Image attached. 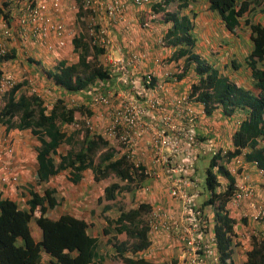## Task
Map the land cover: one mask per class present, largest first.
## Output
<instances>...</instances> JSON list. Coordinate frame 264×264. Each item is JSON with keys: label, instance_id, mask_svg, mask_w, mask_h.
<instances>
[{"label": "trees", "instance_id": "obj_1", "mask_svg": "<svg viewBox=\"0 0 264 264\" xmlns=\"http://www.w3.org/2000/svg\"><path fill=\"white\" fill-rule=\"evenodd\" d=\"M195 1L154 0L151 2V9L160 12L164 22H170L163 34L164 41L174 46L168 59H181L183 62L181 70L174 73L175 78L181 80L190 67L194 66L197 78L190 86V93L204 103L206 115H212L216 109L226 117L238 115V127L232 134L233 148L225 154L218 152L211 155L204 170L203 182L207 197L201 203L202 206H212V229L218 252L216 264H236L232 258L236 220L231 217L225 205L233 188L234 177L225 164L240 155L243 149H247L244 153L245 160L256 162L257 168L264 175V67H261L264 63V24L252 21L249 16L251 8L260 5L261 0H207L209 10L220 17L232 34L238 35L242 18L250 29L252 48L246 55L245 62L253 78L251 88L222 75L213 63L195 51L196 13H182V10L191 8ZM82 5L81 2L78 8L83 7ZM5 6H8V2ZM259 10L264 13V9ZM76 14L81 16L79 9ZM8 19L6 18L7 22ZM97 25L94 30L99 27ZM71 42L77 52V59L72 62L58 60L53 70L44 71L56 86L68 92L80 93L88 86L97 85V80L106 78L109 66L99 61V55L105 51L103 45L88 40L82 33L73 36ZM11 55L13 54L1 55L0 65ZM232 63L236 68L239 67L236 61L233 60ZM2 74L0 68V80ZM154 79L153 77L151 85L154 84ZM24 84V80L14 82L5 92V102L0 110V125H4L6 130L29 128L38 138L40 143L36 148L37 164L33 173L35 182L67 169L68 180L75 183L82 177V170L87 167L94 180H99L110 172L127 182L142 178L135 170L131 174L127 159L117 156L115 148L108 146L100 134L91 132L85 124L70 132L62 128L65 122L76 119V112L79 110L90 116L92 111L86 105L84 111L82 106H66L64 100L58 98L51 108H47L43 98L34 91H26ZM115 85L112 80L109 87ZM79 130L82 136L76 139L75 131ZM62 142L68 143L70 147L66 152L59 153L55 161V154ZM74 142L79 144L78 148L73 146ZM218 176H221L220 179ZM223 178L226 180L225 188L219 191L218 185L223 182ZM119 187L118 181L109 182L103 186L102 196L107 200L114 199ZM54 192V188L45 187L42 193H38L29 186V197L25 201L27 208L0 196V264H94L96 259L103 258L97 250L98 237L86 231L87 222L84 219L66 212L57 217L48 216L46 209L55 208L58 204L52 194ZM108 207L106 203L102 210L105 211ZM149 208L148 202L140 201L135 206L120 207L115 217L102 213L105 222L101 226V233L107 235L105 241L113 249L108 254V259L116 258L124 264H152L138 254L150 243L148 225L143 217ZM30 221L40 230V239L37 241L31 236ZM240 221L248 223L245 217ZM122 232L125 234L124 238L115 236ZM249 240L243 264H264V238L261 232L254 231ZM43 255L47 257L44 259Z\"/></svg>", "mask_w": 264, "mask_h": 264}, {"label": "built area", "instance_id": "obj_2", "mask_svg": "<svg viewBox=\"0 0 264 264\" xmlns=\"http://www.w3.org/2000/svg\"><path fill=\"white\" fill-rule=\"evenodd\" d=\"M4 1L9 6L12 3L17 5L15 12L18 14L21 36L30 37L50 52L66 44L63 16L65 0ZM80 1L85 7L95 10L94 0ZM149 1L133 0V3L137 7L148 5L149 8ZM124 2L105 0L97 7H104L102 17L109 19L108 24L115 25L122 18ZM108 24L100 25L93 31L92 42L105 47L101 54L109 66V74L85 91L89 95L90 105L99 108L95 116L99 122V132L119 145L118 153L125 156L131 172L135 170L158 181L161 192L170 202L168 207L159 203L146 212L151 240H170L176 253V264H216L212 206H196L193 201L196 193L191 188L197 184L195 163L198 155L203 151L212 155L220 151L225 154L227 150L214 146L213 140L198 139V120L206 115L204 103L187 90L178 89L169 93L163 89L165 79L172 78L170 82L174 83L179 81L174 76L176 72L165 71L160 80L154 71L144 72L142 61L145 62L146 53L129 52L127 48L123 50L122 46L114 45L109 37ZM1 32L0 56L8 53V38L12 37V27L4 23ZM153 77L155 82L151 85ZM112 80L116 85L109 87ZM12 84L9 74L6 78L2 77L0 96ZM87 125L93 128L89 121ZM237 163L236 170L239 167L243 170L244 157ZM240 174V180L234 178L226 208L231 217L244 216L258 223V231L264 238V187L259 188L250 183L252 180L246 172ZM9 179L14 181L15 176ZM1 180L6 181L8 178L3 175ZM224 188L225 185L221 190ZM143 189L150 190V186H144Z\"/></svg>", "mask_w": 264, "mask_h": 264}, {"label": "rangeland", "instance_id": "obj_3", "mask_svg": "<svg viewBox=\"0 0 264 264\" xmlns=\"http://www.w3.org/2000/svg\"><path fill=\"white\" fill-rule=\"evenodd\" d=\"M104 1L105 0H94L95 10L91 9L90 11H88L84 5H82L83 7L78 8V6L81 4L80 0H65V3L63 2V16L66 29V44H64V46L60 48L55 49L53 52L47 50L44 45L38 43L36 44L30 39V37L25 35L24 37L21 36V26L18 17L16 15H14L15 19H13L14 16L10 17L12 37L8 38V53L13 55H11L10 58H8L5 62L0 65L1 71L3 73L2 77L6 78L7 74H9L10 79L13 83L24 80L25 84L23 88L26 91H34L39 94L43 98L45 104H47L48 108L51 107L58 100V98H61L64 100V102L68 103L69 105L77 104L78 106H82V109H84V111L86 110L85 105L93 113L97 111V106L92 107L90 103L87 102L89 98H86V93H78L75 94V96H72L70 92H65L63 89L57 87L53 83L52 79L45 74L44 69L46 67L52 69L53 66L56 65V62L62 58H65L68 62H72L77 59V52L73 48V44L71 42V38L74 34L77 35V33L80 31L82 34L86 35V38L88 40H93L92 35L94 31V26L96 24H98L99 26H105L106 24L110 23L108 18L102 17L104 7H97L100 2ZM72 5H74V7H72ZM6 7L8 9V12H10V14L12 15L15 12V9H17V5H15L14 3H12L10 7L9 5ZM147 8L148 5L137 7V5L133 3V0H125L123 4V13L121 15L122 18L119 17V23L124 22L123 25H120L119 23H117L116 25L108 24L109 37L111 38V42L114 43V45L122 46L121 48H127L129 49V52H143V49H141L140 46L135 43L133 33L129 29L134 26L133 24H139L142 28L149 26L151 27V24H153L151 21L154 18H157L154 21L155 23L162 22L159 20L161 13L156 14L154 18L148 17ZM257 8L258 5H256V8H254L253 11L249 12V16L252 21H260L264 24V18L261 17L263 14H259ZM78 9L81 12V16L79 17L76 14V11H78ZM140 10H144V13H142V16L140 18H129L125 14V12H127L128 14L135 13L137 15V12ZM204 19L205 23H207L206 18ZM214 19L216 22L213 21V27L211 30L208 26L206 27V25H203V22H198V26L196 29L198 43L195 48V51L198 52L201 56H203L204 59L213 63L219 69L222 75L234 79L235 81L241 83L247 88H251L253 85V78L251 76V70L245 62V57L252 48V42L249 38L250 29L244 24L242 18L240 20L241 27L238 30L239 33L238 35H234L228 30V28L225 26L224 22L220 19L218 15ZM118 30L121 31L118 32ZM139 32L140 29L134 31V35L137 36ZM118 33H120L121 35ZM0 36L1 38L3 37L1 30ZM158 45H160V42ZM55 52L56 54H54ZM29 58H32L35 61L30 60ZM163 59L168 61L166 57H164ZM37 60H40V64L34 63ZM233 60L239 64L238 68L233 65ZM49 61H53V63H49ZM99 61L103 64L106 63L103 54L99 55ZM182 64V60H177L171 65L159 64L148 66V68H144V72L152 70L155 72V75L158 77V79H161L165 71L171 72L172 70H176V68L180 71ZM261 67H264V63ZM193 68L194 66L190 67L188 73L185 75V80L188 85L190 84V81H195L197 78ZM72 97H74L75 100H72ZM4 101L5 95L0 96V103H4ZM89 117L90 116L85 115V112L83 114L79 110L76 112L75 122H78L80 125L84 124L85 119ZM214 123L215 124L211 122L210 124V127H213V129L208 127V129H210L208 131L209 133H219L221 131L220 128L222 127L223 129L226 128V131L223 132L225 139L227 136L229 137V134L232 130V124L229 121L226 123L223 115L218 116V119H215ZM62 128L65 129L67 132H70L72 130H77L79 127H76V124L70 123L63 126ZM0 131L2 130L0 129ZM26 132H28L29 134V147L27 149L28 151H31V160L35 162V158L33 156H35V150L37 148L39 140L34 134L31 133V131L26 130ZM213 134L209 136L206 133L199 134L198 139L201 141H205L206 139L213 137ZM81 136L82 132H80V130L79 132L75 131L76 139H79ZM12 140L13 142L19 141V144H22V142H24L23 133L17 135V137L12 136ZM69 146L70 145L66 142H62L60 144V146L58 147V153L55 154L54 157L56 161L59 157V153L66 152ZM73 146L75 148H78L79 144L74 142ZM216 147L218 148V146ZM224 149H226V147H224ZM16 154V156H18L21 154V152L18 153V150H16ZM210 156L211 155L209 152L203 151L201 152L198 160L195 163V174L197 176L198 182L195 187L191 188V191L196 192V196L193 200L196 206H202L201 203L203 199L207 197V191L204 187L203 178L204 170L209 163ZM242 159L243 156H236L226 164V167L228 168L229 172L237 180H240V173H243L244 171V169L242 170V168L240 167L236 170L238 160ZM244 163H247L246 160H244ZM246 171V175L250 180H252V182L250 183H253L259 188L264 187V176L260 174L257 168L249 165ZM82 173V178L78 182H76V185L71 183V181L66 178V171L61 170L47 181L48 184L42 182L40 185L37 186L39 192H42L45 187H49V185L54 184V196L58 200V205L53 209H48V212H50L51 214H58L60 210L61 212L71 211L72 207L70 205V202H76L78 197H83L85 206L84 208H81L83 210L81 214L86 216L87 220L90 223L88 224V233L96 234L98 237V252H101V254L103 251L106 252L104 260L107 264H124L116 258L108 259V254L112 253L113 249L110 243H107L105 241L107 235L102 234L100 231L102 226L101 221L103 219L101 217V214L99 213V208L102 205V202L105 201V199L102 197L100 200L98 199V197L102 194L103 185L114 180H117L119 184H122L123 181H121L119 178H117V176L113 175L112 173H110L107 177L102 178V180L95 181L92 178V174L89 167L85 168ZM223 181L226 183V180L224 178ZM133 185L135 186L137 185V183L124 184L125 188L121 189V191H118L116 193L115 199L112 201L108 200L111 201L110 206L113 207L109 215H116L119 207L124 206V208H126L129 203H132V201L136 200L133 192L135 189ZM141 185V190H145L143 188L144 186H147L148 183H146V180H144ZM218 189H222V184L219 185ZM123 197H126L127 201H124L122 199ZM262 197L264 198V192H262ZM19 202L21 201L19 200ZM241 218H244V216H242ZM258 228L259 227L258 225H256V223H243L240 220H237V223L235 224L234 228L235 236L233 242L236 243V245H233L234 251L232 252V258L236 264H243L245 260L244 252L249 248L250 236L251 234H254V231H258ZM35 230L38 231V228L35 227ZM115 236H117V238H124L125 234L122 232L116 234ZM168 262L169 260H167V264ZM170 264H176V259L170 260Z\"/></svg>", "mask_w": 264, "mask_h": 264}, {"label": "crops", "instance_id": "obj_4", "mask_svg": "<svg viewBox=\"0 0 264 264\" xmlns=\"http://www.w3.org/2000/svg\"><path fill=\"white\" fill-rule=\"evenodd\" d=\"M152 1H154V0H150L149 2H152ZM5 3L6 2L4 0H0V9H1V11H0V30L1 31H3V24L4 23H6L7 25L10 26V22H11L10 17H13L14 15H16V16L18 15L17 12H14L13 15L10 14V12H8L7 7L5 6ZM208 5L209 4H208L207 0H196L195 2H193L191 4V6H190L191 8L182 10V13H186V14H190L191 12L196 13V16L194 19L196 26H195L194 31H196L199 21L201 23L203 22L202 24L206 25V27L208 26L210 28V30L213 27V21L216 22L214 18H216L217 15H215L216 14L215 12L209 10ZM260 8L264 9V0H261V4L257 8L259 14H263L261 17L264 18V13L259 10ZM142 13H144V10L138 11L137 15L135 13L128 14L127 12H125V14L129 18H140L142 16ZM5 14H7V15H5ZM147 14H148V17H152V15L154 16V11L151 9V3H150V7L147 8ZM63 15H64V13H63ZM6 18H9L8 22L6 21ZM204 18H206L207 23H205ZM13 19H15V16ZM154 19L156 20L157 18H154ZM159 20L162 22L155 23L154 20H152L151 22L153 24H151V27L149 26V27L142 28V27H140L139 24H133L134 26L131 27V29H129L133 33V37L135 38V43L138 46H140V48L143 49V51L146 53V58H145L146 60H145V62L142 61L144 68H148V66L157 65L158 62H163L165 65H171V64L175 63V60L166 61L163 59L164 57H166V59L169 60L168 59L169 55L174 50V46L167 44L163 39V34L166 31L167 27L170 25V22H164L162 20L161 14H160ZM118 23H119V21H118ZM123 23L124 22H120L119 24L123 25ZM159 26H161V27H159ZM138 29H140V32L136 36V35H134V31H137ZM120 31L121 30H118V32H120ZM78 33H81V32L79 31ZM78 33H77V35H79ZM118 34H120V33H118ZM159 42H160V45H158ZM150 43H152V44H150ZM153 43H155V44H153ZM73 48H74V46H73ZM54 54H56V52ZM60 60L67 61L65 58H62ZM180 60L181 59H179L178 61H180ZM5 61L6 60H3V62H5ZM36 62L40 63V60H37ZM36 62H34V63H36ZM49 63H53V61H49ZM54 67L55 66H53L52 69L47 68V67L46 68L44 67V68L53 70ZM176 70L179 71V69H177V68H176ZM176 70H172V71L178 72ZM45 74H46V72H45ZM157 79H158V77H157ZM158 80H160V79H158ZM172 80H173L172 78L165 79L163 81V89H167V91L169 93L172 91H176L178 89L180 91L187 90L190 93V90H191L190 84H192L194 82V80L190 81L189 85L187 84L185 77L182 78L181 80H179L177 83L170 82ZM160 82H162V81H160ZM187 85H188V88H187ZM71 99L73 100V98H71ZM3 104L4 103H0V110L3 106ZM66 106H69V104L66 103ZM220 114L221 113L219 112V110L216 109L214 111V113L212 114V116L211 115L210 116L205 115L203 117H200L198 120V133L199 134L206 133L208 136L211 135V133L208 132L210 130V129H208V127H210L211 122H213V124H215L214 120L218 119V116H222ZM223 117H224L226 123L229 121L232 124V130L229 134V137L227 136L225 139L223 132L226 131V128L223 129L221 127L220 128L221 131L219 133H216V135L219 137V138H216V145L219 147H222V148L226 147L229 150V149H232L231 138H232V134L234 133V131L238 127L239 118H238L237 114L236 115L234 114L231 117H226V116H223ZM209 121H211V122H209ZM70 123H75V119H73V121H70V122H65L63 124V126L70 124ZM221 123H223V122H221ZM0 129L2 130V131H0V196L3 198L11 199V200L15 201L20 207L25 208L26 207L25 201L29 197V195H28L29 186H32V188H34V190L37 191L38 193H42V192H39L37 186L40 185L42 182L46 184L47 181L56 173L49 175L45 180H41L40 182H35L33 173L35 172V168H36L37 163H36V159H35V162H33L31 160L32 153H31V151H28V149H27L29 147V144H28L29 143L28 142L29 134H28V132H26V130L30 131L29 128H25V129H21V130H18V129L6 130L4 125H0ZM211 129H213V127ZM22 133L24 135V142H22V144L20 143L21 145L19 144L18 140H17L18 142H13L14 139L12 140V136L17 137V135L22 134ZM39 143L40 142H38L37 146L39 145ZM9 149H10V151H9ZM16 150H18V153L21 152V154L16 156L17 155ZM36 153H37V149L35 150V156H36ZM35 156H33V157L35 158ZM54 160H55V158H54ZM250 163H246V164L242 165V167L245 169L244 172H247L246 169L249 167V165H251ZM65 171H66V175H68L67 169H65ZM3 175L5 177H7L8 180L2 181L1 177ZM10 176H15V180L11 181L9 179ZM144 180H146V183H148V185L150 186V190L145 189V191L138 190L136 192L134 189L133 192H134L136 200L132 201V203H129L126 208H128L130 206H135L140 201L148 202V204L152 205V206L161 203L164 206L168 207L170 202H169L168 198H166V195L164 193H161L160 183L158 181L152 180L151 178H147V177L142 178L141 183ZM71 183H73L75 185L77 184L76 182L75 183L71 182ZM221 184H222V186H224L225 182L223 181ZM49 187L53 188L54 184L49 185ZM54 193H52V194H54ZM122 199L124 201H127L126 197H123ZM19 200L21 202H19ZM106 202H107V200L102 202V205L99 208V213L101 214V216L103 213L109 217H115L117 215L119 209L117 210L116 215H109L110 212L112 211L113 207L110 206V207H108V209L103 211L102 206ZM70 205L72 207L71 211H62V212L70 213V214H72L78 218L84 219L87 222V226H86V231H87L88 224H90V223L87 220V217L81 214L83 212V210L81 208H84V206H85L83 197H78L76 202L71 201ZM122 208H124V206H122ZM48 209H53V208H47L46 209V213L50 217H57L58 214L62 213L60 210L58 214H51L50 212H48ZM234 220H236V222L234 223V228H235V224L237 223V220H238L237 217H235ZM103 221H104V219L101 221V225H103ZM35 227L38 228L34 224L33 221H30L29 229H30L31 236L34 238L35 241H37L40 239V230L39 229H38V231L35 230ZM93 235H96V234H93ZM105 253H106L105 251H103L102 254H101V252H99V255L102 256L103 258H101L100 260L96 259L94 264H107V263H105V260H104L105 255H106ZM138 254H142L146 259L151 261L152 264H167V260H169L168 264H170V260L175 259L174 257H175L176 253H174V251H173V248L171 246V241L170 240L164 241V238H162L160 240H157L156 242H152L151 244H149V246L146 249L139 251ZM46 257H47L46 255H43L44 259Z\"/></svg>", "mask_w": 264, "mask_h": 264}, {"label": "clouds", "instance_id": "obj_5", "mask_svg": "<svg viewBox=\"0 0 264 264\" xmlns=\"http://www.w3.org/2000/svg\"><path fill=\"white\" fill-rule=\"evenodd\" d=\"M151 3V2H150ZM259 6V5H258ZM149 7H150V5H149ZM256 7V5L254 6V8ZM253 7L251 8V10H250V12L251 11H253V9H254ZM158 13H160V12H154V16L152 15V17L154 18L155 17V15L156 14H158ZM245 17H247V14L245 15ZM154 21H155V19H153ZM243 21H244V18H243ZM258 22H260V21H258ZM260 23H262V22H260ZM196 26V25H195ZM195 30V29H194ZM195 35H196V31H195ZM197 37V36H196ZM197 43H198V37H197ZM170 56V55H169ZM168 61H172V60H168ZM99 81L100 80H97L96 82L97 83H99ZM191 85V84H190ZM58 87V86H57ZM89 87L90 86H88L87 88H85V89H82L81 91H80V93H85V91L87 90V89H89ZM60 88V87H59ZM65 91V90H64ZM65 92H68V91H65ZM70 94H72V96H75V94H78V93H76V92H70ZM5 95V94H4ZM73 98V100H74V97H72ZM86 98H89V95L86 93ZM5 102V101H4ZM87 102L89 103V101L87 100ZM44 104H45V102H44ZM46 105V107L48 108V106H47V104H45ZM52 107V106H51ZM51 107H49V108H51ZM98 110H99V108H98ZM98 110L97 111H95L94 113L92 112V114L90 115V117L89 118H87V119H85V122H84V124L89 128V126L87 125L88 124V121L90 122V124H93V128L91 129V128H89L90 130H91V132H94V133H98V134H100L102 137H103V139H105L106 141H107V145L108 146H112L113 148H115V150H116V155L117 156H123L122 154L121 155H119V145L117 144V143H115V142H112V141H110L109 139H106L99 131H100V128H99V122H97L98 120H97V118L95 117L96 116V114H97V112H98ZM208 116V115H207ZM206 116V117H207ZM73 124H76V127H79L80 126V124L78 123V122H75V123H73ZM211 134H213V133H211ZM216 138H219L217 135H216V133H214L213 134V137H211V138H208V139H210V140H213V144H214V146H217L216 145ZM207 140V139H206ZM231 140H232V138H231ZM231 146H232V148H233V145L231 144ZM70 147V146H69ZM218 148H220L221 150H223L224 149V147L222 148V147H219L218 146ZM226 150L228 151V149L226 148ZM230 150V149H229ZM246 150L247 149H243V151H242V153L240 154V155H242L243 157H244V153L246 152ZM210 153V152H209ZM220 153H221V151H220ZM201 154V153H200ZM200 154L198 155V158H199V156H200ZM210 155H212L211 153H210ZM240 155H238V156H240ZM125 157V156H124ZM198 158H197V160H198ZM235 158V157H234ZM244 160H245V157H244ZM228 162H230V161H228ZM246 162L247 163H250L251 165L250 166H254L255 168H257V164H256V162H254V161H247L246 160ZM90 169V168H89ZM228 169V168H227ZM130 170V169H129ZM257 170L260 172V174L262 175V176H264L263 175V172H262V170L260 169V168H257ZM91 171V170H90ZM229 171V170H228ZM110 173H112V172H110ZM109 173V174H110ZM130 173L132 174V173H134V172H131L130 171ZM138 175H140V176H142V178H144L145 176H143L142 174H139L138 172H136ZM91 174H92V172H91ZM108 174V175H109ZM113 174V173H112ZM107 175V176H108ZM114 175V174H113ZM107 176H105V177H107ZM116 176V175H115ZM105 177H103V178H105ZM93 178V177H92ZM118 178V177H117ZM141 178V179H142ZM120 179V178H119ZM141 179L140 180H136L135 182H127L126 180H121V181H123L122 182V184H119L120 185V187H119V189H117V191L115 192V193H117L118 191H121V189H123V188H125L124 187V184H134V183H137V185H133L134 186V188H135V191L137 192L138 190H141L140 189V185H141ZM94 180V179H93ZM99 180H102V178L101 179H99ZM95 181H98V180H95ZM114 181H117V180H114ZM197 182H198V180H197ZM109 183V182H108ZM107 183V184H108ZM119 183V182H118ZM226 184V183H225ZM106 185V184H105ZM104 186V185H103ZM219 186V185H218ZM103 190V189H102ZM124 190H126V189H124ZM219 190V189H218ZM143 191H145V190H143ZM219 191H221V189L219 190ZM103 192V191H102ZM162 193V192H161ZM196 193V192H195ZM101 197L102 198H104L103 196H102V194H101V196H99L98 197V199L100 198L101 199ZM115 197H116V195H115ZM99 199V200H100ZM105 199V198H104ZM115 199V198H114ZM114 199H111V201L112 200H114ZM105 200H107V199H105ZM111 201H108L107 200V204L109 205V207H110V203H111ZM106 203H104V204H106ZM152 207V205H150V208ZM120 208V207H119ZM118 208V209H119ZM149 208V209H150ZM147 212V211H146ZM145 215H146V213H145ZM145 215H143V217H144V221L146 222V219H145ZM102 217V216H101ZM232 218H235V217H232ZM241 218H238V220H240ZM246 221L248 222V223H253V224H255V222H252V221H250L249 219H247L246 218ZM105 222V221H104ZM256 225H258V223H256ZM101 231V230H100ZM91 234V233H90ZM147 234H148V238H149V240H150V243L149 244H151L152 242H156V241H152L151 240V237H150V233H148V231H147ZM97 236V235H96ZM215 239H216V237H215ZM165 241V240H164ZM233 244H235V243H233ZM216 246H217V244H216ZM217 256H218V252H217Z\"/></svg>", "mask_w": 264, "mask_h": 264}]
</instances>
